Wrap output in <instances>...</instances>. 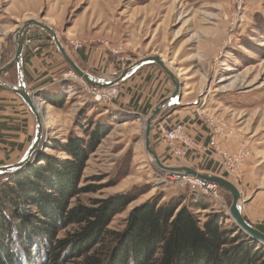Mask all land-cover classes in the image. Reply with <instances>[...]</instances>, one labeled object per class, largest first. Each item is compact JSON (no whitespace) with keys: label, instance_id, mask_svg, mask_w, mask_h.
I'll return each mask as SVG.
<instances>
[{"label":"rangeland","instance_id":"374dc122","mask_svg":"<svg viewBox=\"0 0 264 264\" xmlns=\"http://www.w3.org/2000/svg\"><path fill=\"white\" fill-rule=\"evenodd\" d=\"M32 18L53 26L74 60L94 75L112 80L122 69L152 54L160 55L177 75L183 73L178 75L182 83L179 103L170 106L152 129V142L160 159L168 165H187L232 180L242 193L244 216L264 232V0H0V68L15 55V31ZM25 56L31 63L33 58L44 56L49 78L47 85L40 84L35 90L36 100L42 105L46 147L30 164H43L44 155L68 159L66 152L52 147L54 141L64 144L71 137L88 140L89 132L99 123L110 128L89 154L77 185L82 190L70 199L71 206H94L97 200L129 191L134 200L108 225L110 230H122L131 209L146 200L164 202L181 196L180 202L185 205L194 195L205 204L192 208L200 220L204 222L208 214L217 213L223 228L237 225L229 212L232 196L225 188L217 185L215 193L191 188L182 175L176 179L177 174L160 170L146 150V120L152 108L173 90L171 79L158 64H144L116 84L118 95L97 100L100 87L78 76L51 36L39 26L28 33ZM2 80L16 85L17 67L4 72ZM175 111L190 114L182 121L165 122ZM207 117L216 118L217 125L228 133L227 137L218 135V146L211 150L205 148L216 125ZM188 119L196 124V132L207 128L208 144L202 145L198 135L190 132ZM179 122L187 123L189 134L202 146L182 157L170 151L158 129L161 123L171 128ZM32 127L35 134L36 120ZM11 146L8 141L0 142V165L18 161L25 151ZM240 146L251 153L229 172L222 164L221 150L235 152ZM200 153L204 160L196 159ZM214 153L222 157L217 171L208 170ZM9 218L14 222V217ZM76 228L74 224L60 228L57 238L69 236ZM235 236V243L227 247L241 244L239 235ZM50 251L45 247L37 252L33 263L19 258L20 264H47ZM263 252L253 264H264ZM80 261L64 256L58 264Z\"/></svg>","mask_w":264,"mask_h":264},{"label":"trees","instance_id":"16d2710c","mask_svg":"<svg viewBox=\"0 0 264 264\" xmlns=\"http://www.w3.org/2000/svg\"><path fill=\"white\" fill-rule=\"evenodd\" d=\"M109 131L99 123L88 140L54 141L52 147L66 152L68 159L44 155L43 164L0 174V264H20L21 258L33 263L45 247L52 249L47 264H58L64 256L81 258L79 264H253L262 258L264 246L238 225L223 228L217 213L200 220L192 208L205 204L194 195L185 205L181 196L146 200L131 209L122 230L108 225L134 200L129 191L94 206H71L70 199L82 190L77 185L89 154ZM73 224L77 228L69 236L57 238L60 228ZM235 235L241 244L227 247L235 243Z\"/></svg>","mask_w":264,"mask_h":264},{"label":"water","instance_id":"95a60500","mask_svg":"<svg viewBox=\"0 0 264 264\" xmlns=\"http://www.w3.org/2000/svg\"><path fill=\"white\" fill-rule=\"evenodd\" d=\"M33 26H39L40 28L45 30L51 36L59 52L69 63L74 72H76V74L83 78L87 83L94 86L109 87L119 84L125 79L129 78L137 69H139L144 64H158L171 79L173 83V90L169 96L163 98L152 108L150 115L146 120L144 134L145 146L154 164L162 171L172 174L192 176L225 188L232 196V204L230 206L229 212L236 224L244 232L264 243V232L258 229L244 216L243 205L241 202L242 193L238 186L232 180L223 175L215 174L212 172H201L187 165H168L160 159L157 150L152 142V129L153 126L160 120L162 115L166 112V110L180 99L182 84L176 72L167 65V63L161 58L160 55L152 54L143 57L119 71L117 73L118 75L115 78L109 80L106 77L94 75L83 69L70 55L66 46L60 40V37L58 36L55 28L44 21L34 18L24 21L23 24L15 31V55L11 61L0 68V84L15 92L25 102V104L28 106L35 117L36 131L29 147L22 154L21 158L16 162L0 165V174L13 173L21 170L22 168H25L32 161L37 159V155L42 149L46 147V145L44 144V122L40 110L42 108V105L36 100L38 92L34 91L32 93L30 91L26 82L24 70L25 43L28 33ZM13 66L17 67L18 73V83L16 85L8 84L2 80V74Z\"/></svg>","mask_w":264,"mask_h":264},{"label":"crops","instance_id":"0c3cea01","mask_svg":"<svg viewBox=\"0 0 264 264\" xmlns=\"http://www.w3.org/2000/svg\"><path fill=\"white\" fill-rule=\"evenodd\" d=\"M41 57L42 58L39 60L33 58V63L29 61L30 58H27V56L24 57L25 76L30 91L37 90L40 84L41 87L42 85H47L49 81L48 74L45 75L48 66L44 64V56ZM141 67L139 69H141ZM38 76H41V78L36 80V77ZM179 100H177L175 103H179ZM0 113H3V117L0 118V142L8 141L11 143V147L15 150H26L29 147L34 135V132L32 134V125L34 126L35 117L24 101L16 93L5 86H0ZM188 114H190L189 111H175L168 114L164 121L167 123H173L177 120L182 121V118L187 117ZM188 120L190 132L194 131L198 135L197 139L202 145L208 144L209 133H207V128H200L198 130L199 132H196V124H191V119ZM225 144L226 143H223V145ZM16 153L18 154L19 152ZM196 155L198 154L196 153ZM213 157L214 161L208 163V170L217 171L222 157L217 153H214ZM196 159L204 160V154L200 153L199 158Z\"/></svg>","mask_w":264,"mask_h":264},{"label":"built area","instance_id":"2783aa9c","mask_svg":"<svg viewBox=\"0 0 264 264\" xmlns=\"http://www.w3.org/2000/svg\"><path fill=\"white\" fill-rule=\"evenodd\" d=\"M28 41L29 40H27V43ZM97 89L99 93L97 100H106L107 98L116 96L119 93L117 85L112 87H100ZM207 120L216 125L210 139V144L207 148H205L206 150H211L212 148H216L218 146V135L224 134V136L227 137L228 133L221 130V128L217 125L216 118L207 117ZM158 129L161 133L163 141L169 146L170 151L178 157L185 156L190 149L202 148L201 144L196 142L195 138L189 134L187 123L185 122L174 124L171 128L165 127L163 123H161ZM231 132L232 131H230V133ZM250 153V150L246 146H240L238 151L235 152L230 150H221V154L223 156L222 164L227 171H235L246 161ZM174 177H178L176 179H181L178 174ZM182 180L189 184L191 188H200L207 193L216 192L217 185L214 183L206 182L188 175H182ZM173 181L175 180L173 179Z\"/></svg>","mask_w":264,"mask_h":264},{"label":"bare ground","instance_id":"6f19581e","mask_svg":"<svg viewBox=\"0 0 264 264\" xmlns=\"http://www.w3.org/2000/svg\"><path fill=\"white\" fill-rule=\"evenodd\" d=\"M75 73H76V72H75ZM178 75H180V76H181V75H182V73L178 72ZM45 106H47V107H48L49 105H45ZM39 107H40V106H39ZM43 107H44V106H43ZM40 110H41V109H40ZM48 126H49V125H48Z\"/></svg>","mask_w":264,"mask_h":264}]
</instances>
